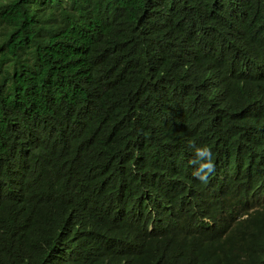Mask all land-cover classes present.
Wrapping results in <instances>:
<instances>
[{
  "label": "trees",
  "instance_id": "obj_1",
  "mask_svg": "<svg viewBox=\"0 0 264 264\" xmlns=\"http://www.w3.org/2000/svg\"><path fill=\"white\" fill-rule=\"evenodd\" d=\"M0 264H264V0H0Z\"/></svg>",
  "mask_w": 264,
  "mask_h": 264
},
{
  "label": "clouds",
  "instance_id": "obj_2",
  "mask_svg": "<svg viewBox=\"0 0 264 264\" xmlns=\"http://www.w3.org/2000/svg\"><path fill=\"white\" fill-rule=\"evenodd\" d=\"M190 163L196 166L192 173L193 176L204 183L208 181L209 174L215 169L213 154L207 146L196 147L195 159Z\"/></svg>",
  "mask_w": 264,
  "mask_h": 264
}]
</instances>
